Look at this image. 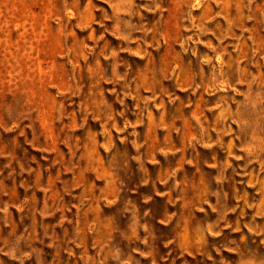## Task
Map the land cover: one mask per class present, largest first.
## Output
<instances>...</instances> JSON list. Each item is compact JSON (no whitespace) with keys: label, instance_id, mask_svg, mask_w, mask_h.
<instances>
[{"label":"rangeland","instance_id":"rangeland-1","mask_svg":"<svg viewBox=\"0 0 264 264\" xmlns=\"http://www.w3.org/2000/svg\"><path fill=\"white\" fill-rule=\"evenodd\" d=\"M0 264H264V0H0Z\"/></svg>","mask_w":264,"mask_h":264}]
</instances>
